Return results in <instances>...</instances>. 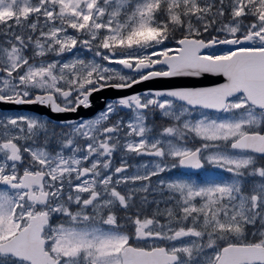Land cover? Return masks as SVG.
<instances>
[{
  "label": "snow or ice",
  "instance_id": "snow-or-ice-1",
  "mask_svg": "<svg viewBox=\"0 0 264 264\" xmlns=\"http://www.w3.org/2000/svg\"><path fill=\"white\" fill-rule=\"evenodd\" d=\"M0 264H264V0H0Z\"/></svg>",
  "mask_w": 264,
  "mask_h": 264
},
{
  "label": "water",
  "instance_id": "water-1",
  "mask_svg": "<svg viewBox=\"0 0 264 264\" xmlns=\"http://www.w3.org/2000/svg\"><path fill=\"white\" fill-rule=\"evenodd\" d=\"M192 81L194 84L190 83ZM189 83H188V82ZM226 80L222 76H211L205 75L202 78H177L173 80H156L151 82H145L143 84L137 85L135 88L129 90V92H142L146 89H164L172 87H207V86H217L219 84L225 83ZM129 93L117 92L113 90H108L103 93L97 94L93 98V107L87 110H81L78 114H63V115H54L48 111V109L41 110L37 109L40 113H43L44 116L51 117L55 122L74 119L76 116H86L89 117L95 114L97 111L101 110L104 107V101L111 99L113 97H118L122 95H127Z\"/></svg>",
  "mask_w": 264,
  "mask_h": 264
},
{
  "label": "flooded vegetation",
  "instance_id": "flooded-vegetation-1",
  "mask_svg": "<svg viewBox=\"0 0 264 264\" xmlns=\"http://www.w3.org/2000/svg\"><path fill=\"white\" fill-rule=\"evenodd\" d=\"M39 109H41V110H45L46 108H39ZM98 112V111H97ZM96 112V113H97ZM95 113V114H96ZM95 114H93V116H90V117H85L84 115L83 116H79V117H83V118H91V117H94V115ZM44 118H48L47 116H44ZM53 121V120H52ZM54 122V121H53ZM153 121H151L150 120V123H152ZM164 121L159 117V116H157L156 118H155V121H154V123H155V126L156 127H159L160 126V124L161 123H163ZM55 123V122H54ZM144 159H149V158H146V157H140V158H135V159H130V163H133V164H135V163H138L139 162V160H144ZM120 160H121V157H120V155L119 154H117L115 157H114V160H113V163H114V165H117V164H119L120 163Z\"/></svg>",
  "mask_w": 264,
  "mask_h": 264
},
{
  "label": "bare ground",
  "instance_id": "bare-ground-1",
  "mask_svg": "<svg viewBox=\"0 0 264 264\" xmlns=\"http://www.w3.org/2000/svg\"><path fill=\"white\" fill-rule=\"evenodd\" d=\"M190 81V80H189ZM188 82V81H187ZM189 83V82H188ZM190 83L194 84L192 81H190Z\"/></svg>",
  "mask_w": 264,
  "mask_h": 264
}]
</instances>
